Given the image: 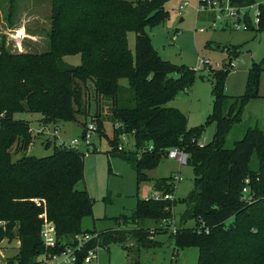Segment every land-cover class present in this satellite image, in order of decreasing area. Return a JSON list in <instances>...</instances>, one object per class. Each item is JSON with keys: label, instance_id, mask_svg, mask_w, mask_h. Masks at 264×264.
<instances>
[{"label": "trees", "instance_id": "16d2710c", "mask_svg": "<svg viewBox=\"0 0 264 264\" xmlns=\"http://www.w3.org/2000/svg\"><path fill=\"white\" fill-rule=\"evenodd\" d=\"M165 1L52 0L49 50H0V114L4 113L0 122V243L19 240L18 264H34L36 256L46 253L41 238L45 216L57 228L58 243L52 253L61 252L79 234L97 232L81 227L94 205L89 192L77 188L84 178V152L55 145L47 156L24 153L14 159L12 153L14 146L27 151L35 137L29 121L15 119L16 113H41L45 123L71 121L75 101L81 103L80 82L89 81L111 103L113 135L108 137L100 125L98 131L108 137L110 151L133 166L138 178L148 179L144 170L158 166L173 147L189 154L194 185L183 199L182 218L195 224L183 225L174 233L175 248L198 247V264H264V130L249 127L233 148L225 147L247 103L260 96L264 59L253 62L246 93L239 96L225 92V79L232 70L210 69L215 75L207 122L216 120L217 130L211 142L199 143L205 126L190 127L185 113L166 105L194 83L197 72L164 60L145 29L164 16ZM231 1L240 6L254 2ZM260 7L264 11V4ZM262 29L264 16L257 31ZM130 31L136 32L134 51L129 45ZM239 49L228 47L225 65L239 55ZM75 54L81 56L79 64L65 61V56ZM122 78L128 80L127 86L120 83ZM124 133L134 137L133 149L119 148ZM245 186L250 188L251 203L242 198ZM154 188L175 196L177 183L171 175L158 179ZM37 197L45 199L46 214L32 200ZM176 204V197L139 199L131 215L120 216L117 228L98 232L89 246L120 243L128 249L132 240L142 247L157 246L160 242L152 235L171 230L163 220L174 215Z\"/></svg>", "mask_w": 264, "mask_h": 264}, {"label": "rangeland", "instance_id": "374dc122", "mask_svg": "<svg viewBox=\"0 0 264 264\" xmlns=\"http://www.w3.org/2000/svg\"><path fill=\"white\" fill-rule=\"evenodd\" d=\"M263 2L264 0H254L253 9H250L252 16L256 7ZM198 4L199 0H166L164 16L155 23L148 24L145 29L154 48L164 60L196 70L197 78L194 83L182 89L166 105L185 113L190 127L204 125L198 142L206 144L213 140L217 130L216 120L207 122L213 107L212 88L215 73L207 69L197 70L198 60L208 58L212 61L214 69H220L228 60L225 47L239 46V55L233 57L235 67L225 79V92L230 96L243 95L246 93L250 67L253 62L261 63L264 59V29H232L221 25L214 28L211 26L213 16L200 12ZM51 16L52 0H0V50L6 49L13 53H42L49 50ZM201 27L203 30H200ZM135 37L136 32L128 33L129 45L133 51ZM64 59L77 65L81 56L67 55ZM120 83L127 86L128 80L122 78ZM80 84L81 103L79 100L75 101V119L71 121L45 123L42 121L43 115L38 112L23 111L15 114V119L29 121L31 129H35V137L27 151L16 146L12 148L14 159L24 153L47 156L52 154L55 145H59L61 141L71 142L78 138L77 149L85 155L84 178L78 182L77 188L86 189L94 199L92 213L83 218L81 227L97 232L117 228L120 216L131 215L139 199L153 195L158 179L179 174L174 215L163 220V223L169 224L171 230L152 235L154 240L160 242L157 243L159 245L142 247L132 240L127 249L120 243H111L108 247L99 248L98 259L88 264H198V247L176 249L174 244V233L177 230L183 225L195 224L192 219L184 221L182 218L186 209L183 199L194 185L193 167L188 163L182 164L176 158L165 156L158 166L144 170L148 179L138 178L136 170L129 162L110 151L108 137H112L114 128L110 100L98 94L92 81ZM258 91L260 96L250 99L247 103L242 118L229 132L225 147L233 148L249 127L258 126L264 130V71L260 76ZM230 102H227L226 109ZM90 121L100 125L108 137L98 131L93 136L92 144L87 145L82 133L84 126ZM40 126H43L42 129H39ZM134 142L131 134H122L120 143L125 150L133 149ZM256 162L255 157L252 167L256 166ZM32 200L38 206L46 208L44 198L37 197ZM19 245L17 239L3 240L0 243V264H7V259L10 258L18 264L15 256L19 253ZM43 246L46 253L47 250L50 251L45 244ZM44 255L45 253L36 256L34 264L55 263L52 260L44 262Z\"/></svg>", "mask_w": 264, "mask_h": 264}, {"label": "built area", "instance_id": "2783aa9c", "mask_svg": "<svg viewBox=\"0 0 264 264\" xmlns=\"http://www.w3.org/2000/svg\"><path fill=\"white\" fill-rule=\"evenodd\" d=\"M261 4H264L261 3ZM253 4L249 5H235L231 0H199L198 9L200 12L211 14V26L218 28L220 25L224 28L232 29H254L258 30L261 26V19L264 16V11L260 7V4L256 7L253 16L250 14V9H253ZM247 19H251L248 21ZM200 30H203L201 27ZM228 52V47H225ZM199 65L197 70H210L213 68L212 61L210 59L200 58ZM228 61V60H227ZM226 61V62H227ZM221 68L233 70L235 63L233 59ZM4 116V113L0 114L1 118ZM42 125V124H41ZM43 126H40L39 129H42ZM44 129V128H43ZM35 129H31L34 132ZM37 130V129H36ZM98 132V125L95 121L87 122L84 126L82 138L87 145L92 144L93 136ZM38 133V132H36ZM79 143L78 138H74L71 142L61 141L60 146L66 148H77ZM120 149H124L122 145L119 146ZM153 147L149 145L148 150H151ZM91 150V149H89ZM168 156L170 158L178 159L182 164L188 163L189 154L179 148L173 147L169 150ZM174 180L177 183L180 179V175H173ZM246 182L249 183L250 179L247 178ZM174 196L172 193L164 194L161 191H154L153 195L148 198L159 199H173ZM242 198L245 202L251 203L253 197L250 195L249 186H245L242 192ZM201 228H199L200 231ZM206 231L209 229L206 228ZM98 237V232H86L76 236L73 243L66 244L64 249L61 252L52 253L47 251L44 255V262L54 261V264H88L91 263L94 259H98V250L101 248L99 245L89 246L90 242ZM41 238L44 242L47 249H53L58 243L57 228L55 223L50 220L47 216L44 218V222L41 230ZM15 264V263H13Z\"/></svg>", "mask_w": 264, "mask_h": 264}, {"label": "water", "instance_id": "95a60500", "mask_svg": "<svg viewBox=\"0 0 264 264\" xmlns=\"http://www.w3.org/2000/svg\"><path fill=\"white\" fill-rule=\"evenodd\" d=\"M201 77H203V76H201ZM15 230H16V232H19V227H17ZM13 263H14V260H10L7 262V264H13Z\"/></svg>", "mask_w": 264, "mask_h": 264}, {"label": "crops", "instance_id": "0c3cea01", "mask_svg": "<svg viewBox=\"0 0 264 264\" xmlns=\"http://www.w3.org/2000/svg\"><path fill=\"white\" fill-rule=\"evenodd\" d=\"M154 191H155V188H154ZM0 258H2L1 255H0ZM10 260H13V259H11V258L10 259H7V262L10 261ZM14 263H15V261H14Z\"/></svg>", "mask_w": 264, "mask_h": 264}]
</instances>
